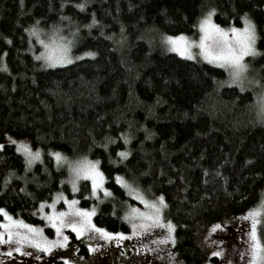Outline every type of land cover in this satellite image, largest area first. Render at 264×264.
Wrapping results in <instances>:
<instances>
[{"label":"trees","instance_id":"1","mask_svg":"<svg viewBox=\"0 0 264 264\" xmlns=\"http://www.w3.org/2000/svg\"><path fill=\"white\" fill-rule=\"evenodd\" d=\"M209 8L222 27H242L245 14L256 25L258 51L248 60L260 88L264 0H0V208L37 225L67 207L63 200L48 207L63 192L76 207L95 208L97 226L127 233L125 214L138 202L116 182L120 176L151 199L164 196L180 264H206L198 228L264 199L262 91L242 89L226 67L166 44L169 36L196 38ZM34 25L38 36L25 31ZM47 43L67 45L71 62L36 59ZM9 136L29 139L40 159L26 166ZM54 152L67 159L58 162ZM82 157L99 161L111 196L90 197L84 179L73 193L69 163ZM260 221L264 244V210Z\"/></svg>","mask_w":264,"mask_h":264},{"label":"snow or ice","instance_id":"2","mask_svg":"<svg viewBox=\"0 0 264 264\" xmlns=\"http://www.w3.org/2000/svg\"><path fill=\"white\" fill-rule=\"evenodd\" d=\"M83 8V5H77ZM215 8H209L206 13L199 20L198 27L203 33L199 41L189 40L183 34L178 36L166 37L167 43L171 46L170 50L177 52L181 56H186L188 59H194V55L191 52L193 45H198L201 49V55L209 63L220 64L221 67H227L230 69V82L232 84L240 83L243 89L244 85L242 83V74L249 67L247 63L244 62V57L248 55L255 56L257 54V49L255 48V43L257 39L256 25L253 21L245 14L241 19L244 21V27L236 28L229 26L228 28H222L220 25L212 21V16L215 13ZM95 22V21H94ZM25 31L30 32L31 35H37L39 29L34 25L31 29H25ZM231 33V36L229 35ZM205 41H211L210 44H206ZM10 42V41H9ZM40 43H44L40 41ZM48 48V45H45ZM68 46L62 47V54L53 57L51 54L41 53L36 59H44L46 64L50 66H55V64H67L71 62L70 57L67 55ZM85 56L94 57L95 52H86ZM79 59V57H77ZM254 84H259V81H252ZM264 88V85H260ZM261 118L264 119V94L261 95ZM7 139L13 143L17 144L16 151L22 152L26 158V166L31 165L33 161L40 159V151L37 149L33 152L24 141H15L9 136ZM4 145L0 144V148ZM120 157H127L128 153L121 151L117 153ZM52 155L56 158L58 162L65 161L67 158L63 157L61 153L54 152ZM99 161H90L87 157H82L79 161L69 163V176L67 178L68 184L71 186L73 193L78 191V183L84 179L90 181V192L89 196L94 197L98 200H102L105 197L112 195L110 190L104 187L105 176L104 173L100 171L97 167ZM115 180L121 186L136 192V198L141 200L150 209L149 212H140L136 208L130 209L126 214L125 218L129 219L132 224L133 230L136 229H147L149 227L160 226L167 228V234L160 237L159 242L167 244L171 242L175 244L176 237L173 234L176 225L172 223L171 220H167L161 223L162 216L161 210L167 207L165 203V198L163 195L157 197L155 200H147L139 192L138 189L132 188V185L125 180L123 177L116 176ZM100 192L103 193L101 197ZM63 200L66 205H68L67 211H53L45 214L46 219L50 222V225L55 229L56 236L62 237L61 239L49 240L42 233V230L33 225L25 224L22 220H14L5 209L0 208V214L9 221L8 224L0 225V227L6 228L7 232L0 231V244L5 243H15L16 247L10 249L7 252L8 256L12 255V252L17 253L23 252L24 244H31L37 249H42L47 252L51 247L57 244H63L68 240V236L64 235L63 228H71L77 236H82L86 232L96 231L101 233L105 238L111 239L113 237L123 238L124 233H111L107 232L103 228H98L92 223L91 217L95 214V208L92 210L83 209L75 207L78 203L77 200H68L64 196L63 192H57L55 197L52 199L51 204L48 207L55 208L57 201ZM47 201H42L40 204V209L43 211ZM261 210H264V199H262L256 207L250 209L243 218L245 220L251 221V231L249 232L250 245L247 249V256L250 257L248 264H264V244L260 243L257 236L256 226L260 223L259 217L261 216ZM137 220L139 222H137ZM150 222V223H149ZM17 228H23L27 231L20 232L14 230ZM222 228L221 223H215L212 225L211 231L216 232L218 229ZM24 255H31V253L23 252ZM213 256H221L222 250L212 252ZM244 254H242L243 256Z\"/></svg>","mask_w":264,"mask_h":264},{"label":"rangeland","instance_id":"3","mask_svg":"<svg viewBox=\"0 0 264 264\" xmlns=\"http://www.w3.org/2000/svg\"><path fill=\"white\" fill-rule=\"evenodd\" d=\"M212 21L216 23L213 17H212ZM243 27L244 25L242 27H236V28L242 29ZM222 28H228V27H222ZM183 35L189 40L199 41L203 33H201L199 29V33L196 38L185 34ZM229 35L231 36V33H229ZM205 43L210 44L211 41H205ZM166 44H168L167 41ZM46 45H48V48L45 47L42 53L51 54L53 57L62 54L63 46L58 45L56 43H47ZM168 47L170 50L171 46L169 44ZM255 48L257 49L256 43H255ZM191 52L195 57L194 59L203 60L209 63V61L205 60L201 55V49L199 48L198 45H193L191 48ZM251 56L253 55H248L244 57V62L247 63L249 67L242 74V83L244 86H248V85L254 86L256 91L261 90L262 91L261 95H262L264 94V88L260 87L261 88L260 89L256 86L258 84L252 83V81L256 80L257 78L254 75L252 76L250 75V73L253 72V69L251 68L252 66L250 61L248 60V57ZM182 57L187 58L186 56H182ZM210 64L220 66V64H214V63H210ZM227 69L230 71L229 68ZM19 141H24L28 145V147L33 152H35L29 139L21 138L17 142ZM35 161H33V163ZM97 167L100 169L99 165ZM105 186L106 185L104 180V187ZM140 193L147 200H155V199H151L152 197L142 192V190L140 191ZM131 196L135 198V200L138 202V204L132 206V208H136L140 212H144V213L150 211V209L146 206L145 203H143L141 200L136 198V193L131 194ZM67 198L68 200L75 199V197H67ZM66 206H65L66 208L63 210H54V211L57 212L67 211L69 206L68 205ZM247 213L248 212H246L244 215H240L234 218L226 219L222 222H218L222 224V228L218 229L216 232L211 231L213 225L212 223L211 224L206 223L198 228V232L196 233L197 239L200 242H202L203 240V244L206 247L209 254L206 264H248L250 257H248L246 253L251 243L249 238V232L251 231V221L245 220L243 218L245 215H247ZM161 216L163 218L161 223L166 222L167 220L164 218V208H162L161 210ZM13 219L18 220L15 218ZM91 221L93 224H95L93 220V216L91 217ZM137 222L139 221L137 220ZM8 223L9 221L4 217V220L0 222V225H4ZM25 224L33 225L35 227L40 228L42 230L43 235L47 237L49 240H56V239L62 240V237L56 236L55 229L51 227L50 222L46 219V217H44V221L41 222L40 224L37 225L33 223H25ZM258 226L259 225L257 224L256 230H257V236L260 240V235L258 233ZM97 227L101 228L99 226ZM14 230H18L20 232L27 231L26 229L23 228H17ZM0 231L6 233L7 229L0 227ZM62 231L64 235L68 236V240L66 242H63V244H57L54 247H51L50 250L47 252L43 251L42 249H37L33 247L31 244H24L22 246L23 252L31 253V255H24L23 252L17 253L13 251L12 255L8 256L7 252L10 249L16 247L15 243L13 242V243L0 244V264H56L58 261H63L64 264H88V262L92 264H110L111 259L112 258L115 259L114 257H116L120 253L122 258L117 261V264H180L177 253L175 252L176 250L175 245L172 244L171 242L167 244L159 242L160 237L167 234L166 227L154 226V227H149L147 229L138 228L136 230H133L131 225L129 231L127 233H124L123 238L113 237L111 239L105 238L101 233L96 232L94 230L86 232L82 236H77V234L74 231H72L71 228H63ZM173 234L175 235V230ZM260 243L263 244L261 240ZM82 247L85 248L84 251L82 250ZM220 250H222L221 256L212 255V252L220 251ZM242 254L244 255L242 256ZM212 257H216L217 260L216 261L212 260Z\"/></svg>","mask_w":264,"mask_h":264},{"label":"flooded vegetation","instance_id":"4","mask_svg":"<svg viewBox=\"0 0 264 264\" xmlns=\"http://www.w3.org/2000/svg\"><path fill=\"white\" fill-rule=\"evenodd\" d=\"M115 259H111V263L110 264H117V261L119 260V259H121L122 257H121V253L120 254H118L116 257H114ZM88 264H92V263H90V262H88Z\"/></svg>","mask_w":264,"mask_h":264}]
</instances>
